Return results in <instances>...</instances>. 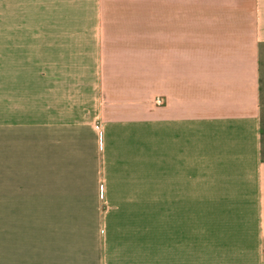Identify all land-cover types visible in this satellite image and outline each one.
<instances>
[{
    "label": "crops",
    "instance_id": "0c3cea01",
    "mask_svg": "<svg viewBox=\"0 0 264 264\" xmlns=\"http://www.w3.org/2000/svg\"><path fill=\"white\" fill-rule=\"evenodd\" d=\"M27 6L0 0V264H155L102 212L129 205L221 207L264 264V0Z\"/></svg>",
    "mask_w": 264,
    "mask_h": 264
},
{
    "label": "rangeland",
    "instance_id": "374dc122",
    "mask_svg": "<svg viewBox=\"0 0 264 264\" xmlns=\"http://www.w3.org/2000/svg\"><path fill=\"white\" fill-rule=\"evenodd\" d=\"M61 0H28L29 21ZM15 11V7H14ZM262 127L264 130V45L260 58ZM102 212L124 219L122 246H139L153 253L155 264H258L259 230L255 223L228 218L216 205L104 206ZM217 211V216H216ZM248 252H241L243 250ZM141 256V255H138ZM137 256V257H138ZM117 264H123L118 262ZM131 264V263H126Z\"/></svg>",
    "mask_w": 264,
    "mask_h": 264
},
{
    "label": "trees",
    "instance_id": "16d2710c",
    "mask_svg": "<svg viewBox=\"0 0 264 264\" xmlns=\"http://www.w3.org/2000/svg\"><path fill=\"white\" fill-rule=\"evenodd\" d=\"M262 138L264 140V130H263V127H262Z\"/></svg>",
    "mask_w": 264,
    "mask_h": 264
},
{
    "label": "built area",
    "instance_id": "2783aa9c",
    "mask_svg": "<svg viewBox=\"0 0 264 264\" xmlns=\"http://www.w3.org/2000/svg\"><path fill=\"white\" fill-rule=\"evenodd\" d=\"M158 102H160V99H158ZM96 127L98 128L99 126L97 125Z\"/></svg>",
    "mask_w": 264,
    "mask_h": 264
}]
</instances>
